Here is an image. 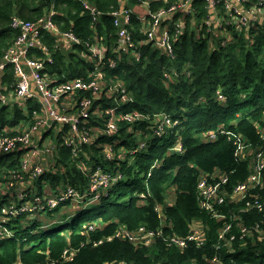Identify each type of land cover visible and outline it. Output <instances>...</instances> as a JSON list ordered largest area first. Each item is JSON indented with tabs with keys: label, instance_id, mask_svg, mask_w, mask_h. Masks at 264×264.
Returning a JSON list of instances; mask_svg holds the SVG:
<instances>
[{
	"label": "trees",
	"instance_id": "obj_1",
	"mask_svg": "<svg viewBox=\"0 0 264 264\" xmlns=\"http://www.w3.org/2000/svg\"><path fill=\"white\" fill-rule=\"evenodd\" d=\"M101 13L97 23L76 0H0V57L14 42L17 31L11 29L13 17L36 21L48 17L63 33H73L84 42L100 43L108 48L107 58L115 68L104 67L109 81L120 80L132 102L121 98L104 101L109 108H117L116 133H105L109 116L93 115L88 126L102 130L96 143L84 146L78 155L63 145L62 135L56 139V152L49 159L44 174L29 181L27 197L19 204L32 203L37 197H47L72 187L81 195L89 191V177L80 164L91 169H103L115 174L120 171L121 181L101 191L96 203L69 216L66 203L56 210L24 214L7 226L13 231L11 238L0 236V264H216V254L225 264H258L264 262V212H245V204L226 203L219 209L224 218L214 219L198 203L197 185L202 174L220 172L232 192L238 183L250 174L249 163L237 156L234 142L238 137L248 142L253 152L264 149L259 135L264 126V25L241 30L234 26L206 25L207 3L194 0L195 14H175L169 21L183 27L173 41V55L146 41L147 24L133 9L143 6L138 0H87ZM186 0H149L151 12L168 9ZM256 0H253V3ZM258 2V0H257ZM121 9L132 11L130 31L137 43L135 53L118 54V28L110 15ZM224 12V9L221 8ZM44 45L54 56L56 64L51 74L65 82L76 77L87 78L92 65L82 58L83 44L72 50H58L59 39L46 35ZM36 56L44 58L42 52ZM6 80L13 82V74ZM222 94L226 101L218 100ZM12 107V106H11ZM0 106V137L14 135L16 129L34 122L40 112L36 104H29L28 115L18 105ZM138 112L142 119L124 122L119 114ZM167 115L176 125L161 127V117ZM8 129L11 133L7 134ZM224 129L230 135H220L208 141L207 134ZM7 130V131H6ZM9 132V131H8ZM67 129L65 130V133ZM160 132V133H159ZM55 139L53 133L49 135ZM141 141L146 147L139 148ZM164 144H162V142ZM182 144L184 153L177 148ZM108 145L114 159H108ZM122 156L124 158H122ZM20 153L0 154V182L9 183L11 174L20 169ZM151 175L149 176V173ZM264 199V187L257 192ZM145 194L146 198L140 196ZM90 199V197H88ZM4 201H6L4 199ZM82 205V204H79ZM91 205L99 211L91 214ZM162 212V217H159ZM66 220L67 218H70ZM65 220V224L60 221ZM98 225L94 230L90 226ZM225 225H232L231 234L237 236L231 246L217 250L219 234ZM140 226L162 228L166 236H188L201 228L206 237L204 249L195 247L181 251L170 248L163 239H156L151 247L136 246L115 236L119 228L135 230ZM258 229L256 230V228ZM246 229L243 236L241 230ZM103 243L100 244V242ZM97 244V246H94ZM66 249L74 251L72 262L62 260Z\"/></svg>",
	"mask_w": 264,
	"mask_h": 264
},
{
	"label": "built area",
	"instance_id": "obj_2",
	"mask_svg": "<svg viewBox=\"0 0 264 264\" xmlns=\"http://www.w3.org/2000/svg\"><path fill=\"white\" fill-rule=\"evenodd\" d=\"M76 1L83 5L92 16L93 21L97 23L101 13L87 0ZM204 1L207 3L209 13L205 21L208 26L214 23L220 26V22H222L223 26L234 25L241 30V28L248 29L251 26L264 25V0H258V2L256 0L254 3L253 0ZM138 2L146 8L151 6L149 0H138ZM193 2L194 0L182 1L157 12L149 10L142 19L147 24L145 31L147 40L139 42L138 45L151 43L156 48L167 50L172 56L173 41L176 40L183 24L181 22L174 23V28L170 29L168 22L174 19L175 14H195V10L192 8ZM221 8L224 9V12ZM131 14L132 11L128 9H121L110 14L114 19V25L119 30L116 52L118 54L133 53L139 60L140 52L135 53L137 43L130 31ZM53 15L54 12L46 18L36 21L13 17L10 27L17 31V36L13 44L0 57V106L11 107L16 104L25 115H28L30 103L40 107V112L35 113L34 122L25 127L23 131L16 130L14 135L0 137V154L20 153L22 157L20 169L11 174L9 183L3 185L0 182V198H2L0 200V236L3 239L13 236V232L6 229L13 219L27 213L34 214L47 209L53 211L60 206L64 207L66 203H71L72 207H77L79 204H82V207L90 205L89 203L94 204L100 199L101 191L112 188L122 179L120 171L111 174L100 168L95 170L87 168L81 163L80 169L90 179L87 193L81 195L74 188L67 187L60 193L42 198L37 197L32 203L19 204L27 197L26 190L30 184L29 181L38 180L44 174L49 159L53 158L56 152L55 143L59 136L62 135L63 145L72 148L74 155L77 156L84 146H93L99 132H102L98 125L88 126L93 115L109 116L108 121H105V133L113 135L118 131L117 108L105 106L104 101L117 100L118 98H121L123 103L133 101L120 80L109 81L105 78L104 67L107 65V67L115 68L116 65L111 58H107L108 48L100 43L84 42L73 33H63L54 23ZM46 35L59 39L56 46L58 50H72L75 46L84 45L86 51L82 54V58L92 65V70L89 71L87 78L76 77L60 82L57 75L51 74L50 67L55 66L56 61L44 45L43 39ZM39 51L45 55L44 58L36 56ZM10 72L13 74V82L6 80ZM218 99L225 100L222 94L218 95ZM119 115H121V120L129 123L139 121L143 117L138 112ZM158 117H161L162 128L166 125L177 124L170 116L159 115ZM8 131L7 134L11 133L9 129ZM51 133L55 139L49 136ZM46 135L48 143L43 139ZM220 135L228 137L230 132L222 129L219 132L208 133L207 140L216 141ZM259 135L264 143V126L260 127ZM234 145L237 148L236 156L241 161L249 163L250 174L247 179L235 185L231 193L225 189L229 178L218 171L202 174L197 185L199 206L214 219L224 218L219 207L226 203H244L245 212H264V199L260 194L255 193L264 187V149H257L253 152L248 142L241 137L236 139ZM145 147V141H141L139 148L133 150L131 154L138 153ZM245 149L249 153L243 156ZM177 151L184 153L182 144H179ZM105 153L108 159H114V154L108 145L105 146ZM122 158L124 157L122 156ZM140 198L143 199L146 196L141 195ZM159 217H162V212ZM96 227L99 226L97 224L90 226L89 230H94ZM231 231L232 225H225L222 228L218 238V251L235 242L237 236L231 234ZM241 234L245 236L246 229H242ZM117 237L136 246L146 247L154 245L156 239H163L167 247L177 248L181 251L191 248V246L196 249H204L206 246V237L201 228L193 229L186 237H179L166 236L162 228L155 230L140 226L131 230L122 227L116 231L115 236L108 237L107 241ZM62 260L72 262L74 251L66 249ZM56 263V261H46L40 264ZM212 263L225 264L218 254L214 256ZM113 264L128 263L116 262ZM258 264H264V262Z\"/></svg>",
	"mask_w": 264,
	"mask_h": 264
},
{
	"label": "rangeland",
	"instance_id": "obj_3",
	"mask_svg": "<svg viewBox=\"0 0 264 264\" xmlns=\"http://www.w3.org/2000/svg\"><path fill=\"white\" fill-rule=\"evenodd\" d=\"M207 20V19H206ZM16 104H14L11 108H13L14 106H15ZM22 126H19L16 130H19L20 128H21ZM164 142L165 141H163L162 142V144H164ZM249 153V151L247 150V149H245L244 150V155L243 156H246V154H248ZM82 164H85L84 162H82ZM85 167H86V165H85ZM89 206H86V207H84L83 209H86V208H88ZM91 214H95V213H97L98 211H99V208L96 206V205H91ZM82 208V206L81 205H77V207H72V206H70V208H68L67 209V214L69 213V216H71L73 213H76V212H78L77 210H79V209H81ZM68 219H71V217L70 218H67L66 220H68ZM60 224H65V220H63V221H60L59 222V225ZM263 257H264V255H263Z\"/></svg>",
	"mask_w": 264,
	"mask_h": 264
},
{
	"label": "crops",
	"instance_id": "obj_4",
	"mask_svg": "<svg viewBox=\"0 0 264 264\" xmlns=\"http://www.w3.org/2000/svg\"><path fill=\"white\" fill-rule=\"evenodd\" d=\"M133 12L134 13H137L139 16H140V18H144V16L147 14V8L146 7H144V6H137V7H135L134 9H133ZM47 138V135L43 138L44 139V141H46L47 143L49 142V140L48 139H46ZM2 198H0V200H1Z\"/></svg>",
	"mask_w": 264,
	"mask_h": 264
},
{
	"label": "clouds",
	"instance_id": "obj_5",
	"mask_svg": "<svg viewBox=\"0 0 264 264\" xmlns=\"http://www.w3.org/2000/svg\"><path fill=\"white\" fill-rule=\"evenodd\" d=\"M225 98V97H224ZM219 100V99H218ZM225 101H226V98H225V100L224 101H221L222 103H225ZM143 195H145V194H143ZM84 207H86V206H84ZM84 207H82L81 209H79V210H82ZM79 210H77V211H79ZM75 214H78V212H76V213H73L72 215H75ZM12 222V221H11ZM7 229V228H6ZM8 230V229H7ZM11 231V230H10ZM11 232H13V231H11ZM11 238V237H10ZM5 239V238H4Z\"/></svg>",
	"mask_w": 264,
	"mask_h": 264
}]
</instances>
